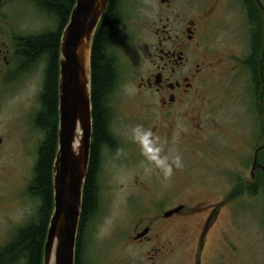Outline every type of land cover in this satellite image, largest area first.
I'll return each instance as SVG.
<instances>
[{
	"label": "rangeland",
	"instance_id": "obj_1",
	"mask_svg": "<svg viewBox=\"0 0 264 264\" xmlns=\"http://www.w3.org/2000/svg\"><path fill=\"white\" fill-rule=\"evenodd\" d=\"M123 3V23L113 49L118 79L108 99L111 128L120 144L105 155L98 178L102 186L98 209L83 240V263L139 264L135 252L120 249L121 241L112 231L130 218L127 211L145 213L151 207L162 204L166 209L180 201L190 206L200 203L219 206L216 225L202 255L203 264H210L216 257L214 264H264V176L254 179V188L244 186L250 163L245 156L246 131L255 124V118L250 120L244 112L247 94L249 97L253 92H244L243 85L233 92H222L215 76L205 81L197 92L199 96L189 102L195 107L194 121L184 122L176 117L173 129L165 137L147 144L152 126H160L162 122L154 102L137 93L134 77L140 76L148 64L147 52L156 43V28L162 24L173 28L183 17L162 12L156 0H123ZM23 8L15 23L21 26L22 29L18 27L21 34L54 25L49 17L37 13L34 5ZM201 18L208 57L214 55L220 44L224 50L231 49L237 56L245 57L248 42L243 16L233 11L229 28L218 31L213 21L205 25L204 17ZM44 67L38 66L31 77L25 75L13 87L12 96L1 104L0 121L13 127V136L9 154L1 162L0 195H12L13 202L12 208L5 211L7 219L0 215V242L3 230L8 234L11 228L9 221L33 222L39 217V200L29 192L28 185L33 178L38 146L45 136L32 118L40 104ZM243 77L244 71L240 70L236 82H243ZM228 87L232 88L229 85L224 89ZM145 121L149 127L142 125ZM21 173L26 180L22 184ZM228 179L237 181L231 191ZM199 220L191 218L183 225L181 231L188 232V244L176 251L175 256L170 255L164 264H192L197 229L194 225ZM14 264H25V260Z\"/></svg>",
	"mask_w": 264,
	"mask_h": 264
},
{
	"label": "flooded vegetation",
	"instance_id": "obj_2",
	"mask_svg": "<svg viewBox=\"0 0 264 264\" xmlns=\"http://www.w3.org/2000/svg\"><path fill=\"white\" fill-rule=\"evenodd\" d=\"M55 1L0 0V119L3 109L1 104L12 96L13 87L25 79V75L33 76L41 64L46 67L49 54L38 53V47L42 46L43 42L33 44L31 43L33 37L48 34L53 36L48 45L55 47L58 81L61 35L72 8L67 11L64 19H61L60 13L56 11L58 3ZM156 1L162 12L183 18L178 20L173 28L168 24H162L161 27L156 28V43L147 52L148 64L140 76L134 77L137 80V93L144 94L143 97H149L154 102L157 108L155 111L162 122L160 126H152V135L148 137L146 143L155 144L157 138L165 137L173 129L172 124L176 117L184 122L194 121L192 113H194L195 107L189 102L199 96L197 92L205 81L216 76L218 89L222 92H233L237 90V86L243 85L244 92H253L249 97L247 94L248 103L244 112L250 120L255 118V124L248 128L249 131L248 129L246 131V145L244 146L245 156L250 159L248 179L244 186L245 189L251 188L254 179L264 176V0H187V2L184 1L185 3L183 0ZM123 4V0H108L103 17L109 6L122 17L121 6ZM29 5H34L36 12L46 18L49 17L54 25L50 28H38L28 34H21L19 31V28L22 29L21 26L19 27L15 23L20 17L19 12L24 9L23 7ZM233 11L245 19L244 25L248 42L245 57L237 56L232 53L231 49L230 51L224 50L221 44L216 46L214 55L208 57L205 54L207 48L204 45V34H202L204 25L201 17H204L205 25H211V21H213L212 24L218 31L229 28V17ZM122 23L123 20L118 27L119 31ZM114 65L118 79L116 60ZM240 70L244 71V79L243 82H236ZM233 80L234 84H231ZM229 85L232 88L224 89ZM40 94L38 96L39 103ZM41 108L40 103L32 117L34 124ZM106 108V133L109 135V141L107 138L108 143L104 142L90 148L86 176V179L92 178L93 191L97 193L98 201L94 208L90 207V211L86 212L85 219L83 221L80 219L75 254L84 251L83 240L98 209L99 192L102 190L98 178L104 168L105 155L120 144L111 128L112 111L109 104L106 105ZM142 125L149 127V122H142ZM12 132V126L3 125L0 121V173L3 170L1 162L6 154H9ZM92 141L91 136V144ZM228 180L231 191L236 187L237 181L236 179ZM19 181L21 184L26 181L22 173L19 175ZM28 189H30V184ZM18 197V194L15 195L16 199ZM158 201L162 202L160 199ZM12 202V195H0V215L5 219H7L5 211L12 208ZM178 207L181 208L176 211L175 209ZM218 207L214 203L190 206L178 201L166 209L160 204L151 207V210L145 213L133 212L131 214L127 211L130 218L123 226H116L112 233H115L113 236L118 237L121 241L120 249L128 248L136 253V260L139 264H164L170 255L171 257L175 256L176 251L178 252L180 248L188 244L186 242L188 232L181 231L183 225L188 223L191 218L199 217V222L194 225L197 229L193 239L195 245L192 248V264H203L202 255L216 225ZM35 222L22 220L16 224L9 221L11 228L8 234L6 229L1 234L0 264H14L19 260H24V256L19 254L20 247H16L13 252L8 251V247L17 240L22 229ZM216 258H213L210 264H214Z\"/></svg>",
	"mask_w": 264,
	"mask_h": 264
},
{
	"label": "water",
	"instance_id": "obj_3",
	"mask_svg": "<svg viewBox=\"0 0 264 264\" xmlns=\"http://www.w3.org/2000/svg\"><path fill=\"white\" fill-rule=\"evenodd\" d=\"M107 3L108 0H75L61 35L57 141L51 171L53 207L42 264H75L92 136L90 57Z\"/></svg>",
	"mask_w": 264,
	"mask_h": 264
},
{
	"label": "trees",
	"instance_id": "obj_4",
	"mask_svg": "<svg viewBox=\"0 0 264 264\" xmlns=\"http://www.w3.org/2000/svg\"><path fill=\"white\" fill-rule=\"evenodd\" d=\"M56 11L64 19L67 11L72 8L73 0H56ZM111 5V4H110ZM122 17L116 14L112 8L107 12L95 33L91 57V105H92V146L109 141L107 131V118L105 111L110 94L113 92L117 75L115 72V58L112 48L119 38L118 27ZM53 36L40 35L33 37V42L43 45L38 47V53L46 52L49 58L44 70V82L40 94L42 108L37 114L35 124L44 134V139L38 146L37 159L33 170L29 192L39 200L38 220L20 231L17 240L8 247L13 252L20 247L19 254L24 256L25 264H41L42 243L45 238L49 217L53 207L51 171L56 151L57 141V61L55 47L48 45ZM30 46V44H29ZM28 46V47H29ZM47 60V59H46ZM108 138V141H106ZM113 140V139H112ZM262 178V177H258ZM259 181V180H258ZM254 188L255 186L252 185ZM238 195V194H235ZM234 195V196H235ZM98 201L97 193L93 191L91 177L85 180L82 196V209L80 219L83 221L90 207L94 208ZM85 211V212H84ZM23 246V247H22ZM13 261V260H12ZM11 263V262H9ZM75 264H84L81 253L75 254Z\"/></svg>",
	"mask_w": 264,
	"mask_h": 264
}]
</instances>
